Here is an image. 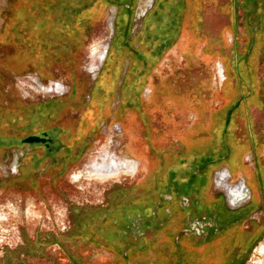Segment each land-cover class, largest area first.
I'll use <instances>...</instances> for the list:
<instances>
[{"label":"rangeland","instance_id":"obj_1","mask_svg":"<svg viewBox=\"0 0 264 264\" xmlns=\"http://www.w3.org/2000/svg\"><path fill=\"white\" fill-rule=\"evenodd\" d=\"M22 1L0 0V89L4 92L2 102L33 103L35 105L30 117L35 121H49V116L55 114V118L51 119L54 125L66 130L74 129L83 115L81 104L89 101L88 89H93L96 77L108 56L109 45L112 42V46H118L120 40L124 41L126 37L125 42L129 38L131 46V43L138 46L136 38L141 21L155 0L135 1L132 30L126 36L117 31L118 14L122 5L108 6L94 25L90 26L87 34L89 37L81 52L76 54L77 62L50 66L44 77L40 76L32 63L16 62L15 56L23 55L26 48L22 50L23 47L9 43L10 36L6 37L8 32L15 31L17 23L9 14ZM204 2L198 27L190 31L188 38L180 35L174 45L168 46L169 51L160 61L157 52L177 35L176 31L164 32L173 20L169 21L176 0H157L155 9L146 18V26L150 27L143 34L147 41L145 46L140 50L133 49V53L129 50L132 58L139 59L135 70L130 69L133 72L127 76H131L132 82L129 81L127 85H131L132 90L129 91L125 80L128 64L126 59L113 96L104 105L105 114L98 119L94 132L83 136V140L72 151L61 144L60 151L45 158L42 146L51 150L58 144L56 141L49 145V138L46 136L33 140L42 141V146L32 147L29 145L30 141L22 146H0V264H122L118 257L91 244L93 227L91 231L90 226L97 224L95 222L103 219L109 212H112L108 214L110 216L117 212L122 214L132 210V206L152 211L157 206L154 204L157 200L154 191L157 188L167 189L164 184L171 180L185 185L189 175L195 171L199 173L200 170H195L196 166L201 169V174L196 175L193 184L201 188L200 193L205 187L207 195L216 200L217 205H221L218 200L221 196L229 209L241 208L238 215L257 205L256 211L247 217L242 228L251 231L254 226L257 227L263 235L257 246L264 243V0ZM243 3L245 5L242 6ZM20 11L17 7L15 18ZM247 13L249 17H253V22L245 19ZM185 26L184 21L183 31L186 33ZM225 57L229 64H233L232 69L225 66ZM236 57L237 64H241L238 69L237 64L235 65ZM111 60V65L115 64L114 55ZM159 62L161 65L153 71L155 74L152 76L153 80L155 78L153 85L156 86V92H150L149 86L145 87L141 102L135 101V105H128L127 102L124 108L125 94L134 96L146 74ZM219 63L225 71L224 79L219 75ZM111 65L108 68L111 72L108 73L113 78L115 73ZM230 69L233 71L232 75L228 72ZM235 74L237 77H234ZM156 75L164 84L159 83ZM73 82L76 85L72 87ZM102 83L108 84L109 81L105 78ZM98 90L99 93L103 92L100 88ZM104 96L94 95L91 101L99 108ZM244 97H248V105L241 108ZM53 99L58 100L55 103L39 104ZM104 108H100L101 113ZM97 115L91 118L92 111L87 112L82 118L84 126L92 127L97 121ZM48 134L57 135L58 131H49ZM254 137L260 143L258 154L254 147ZM83 143L86 144L82 148ZM192 149L197 152L196 157ZM209 149L218 151L210 157L211 161L217 159L215 164H208V161L201 158ZM242 149H246L241 157L247 167L245 170V166L233 154L236 153L237 157ZM226 150L229 151L228 154ZM37 157L41 160H37ZM113 160L116 162L115 166L123 168L126 165L127 169L113 174L106 172ZM190 163L195 166L188 165ZM226 164L230 165L231 171L225 168ZM185 167L188 174L182 170ZM235 170L240 172L233 178L232 172ZM225 171L228 175H225ZM248 179L247 184L252 191L245 184ZM235 188L245 191L244 200L236 206L231 205L228 198L229 192ZM160 193L164 194L165 199H170L166 196L167 192ZM251 193L254 199L249 203ZM191 195L195 200L199 196ZM181 204H192L191 198L181 199ZM192 206L179 215L181 219L188 211L197 215ZM204 212H201V216ZM140 215L145 216L144 213ZM116 218L113 217L115 223H128L125 218ZM145 219L149 217L145 216ZM156 220L157 223H162L159 217ZM138 222L139 227L144 228L143 231L146 228H158L156 222L142 225L141 220H136L135 225ZM100 224L96 226L102 228ZM202 224L203 221L197 225ZM82 230L83 239L78 241L75 236L79 239ZM161 233V240L160 237L156 239L158 234L143 236L141 233V242L144 244L150 240L153 246L143 252L141 249L138 253L140 256L133 257L130 264H144L156 261L159 257L164 259L165 256L174 264L177 263V258H185L181 263L186 264L187 256L180 249L171 246L165 252V242L173 241L175 235H181L179 228L173 224L167 225L162 228ZM236 234L235 238H240L239 230ZM151 236L154 238L150 239ZM200 238L197 237L196 240ZM219 241L223 242L222 247L219 246L216 250L210 248L212 253H208V256H214L218 252L223 260H231L235 250L233 240L217 238L215 244L218 245ZM224 242L229 243L227 245ZM183 243L190 247L191 238L188 236ZM154 247L158 251L163 250V253H154ZM204 247L197 246L200 253ZM262 247L264 245L259 251ZM255 250L250 254L244 253L241 264H253L254 259L259 264H264V254L260 252L258 255ZM235 259L237 256L232 258ZM163 261L162 264H167ZM202 261L201 257L200 263ZM215 261H211V264H215Z\"/></svg>","mask_w":264,"mask_h":264},{"label":"trees","instance_id":"obj_2","mask_svg":"<svg viewBox=\"0 0 264 264\" xmlns=\"http://www.w3.org/2000/svg\"><path fill=\"white\" fill-rule=\"evenodd\" d=\"M135 1L136 0H23L20 5L17 4V7L21 10L18 17L15 18L17 7L9 14L13 16V21L17 23L15 31L13 30L12 33L8 32L6 37L10 36L9 43L19 46L20 48L23 47L22 50L26 48L23 55H16L14 59L16 62L26 61L27 63H32L38 69L42 77L46 76L45 73H47L50 66H60L69 62H77V52H81L80 50L85 45L89 37L87 34L90 32V26L94 25L96 20L102 16L104 9L108 6L122 5L119 12V14L121 12L122 14L119 20H122L124 24L125 36L129 34L133 24V7ZM245 3H243L242 6L245 5ZM252 18V16L249 17L248 13L245 16V19L249 22H253ZM11 58L13 57L11 56ZM239 66H241V64H239ZM20 71L22 72V70ZM74 84L76 85V82H73L72 87ZM102 87L98 85L97 89L94 87L93 89H88L87 94L89 95V101H83L81 104L83 115L79 119L77 126L74 129L68 130L52 123L51 119L55 118V114L49 116V121H35V119L30 117L31 109L35 105L33 103H26L24 101H17L16 103H12L11 101L2 102V97L4 96L2 93L4 92L0 89V124L3 123L0 125V129H2V131H0V146H22L26 144L27 141H30L29 145L32 147L42 146V141L33 140L34 138L42 139L46 136L49 138V145L57 141L58 146H56L52 152L49 150V147L43 145L44 147L42 146V148L45 150V158L60 151L61 144L65 145L67 150L72 151L75 145L83 140V136L89 132H94L98 124V119L105 114L103 112L101 113L102 110H100V108L103 109L104 105H107L110 101L113 96V89L107 86V84H103ZM99 88L105 92L99 93ZM94 95H105L103 101L99 103V108L96 106V103L93 104L91 101V97ZM56 100L58 99L41 101L39 104L47 102L55 103ZM72 101L74 102L75 99ZM139 102H141V100H139ZM40 109H43V107L40 106ZM90 110L92 111L91 118L96 116L97 111L100 112V114L97 115L96 123H94L92 127L88 125L84 126L85 121L82 119ZM37 128L39 129L37 130ZM53 130H57L58 134H48L49 131ZM85 144L83 143L82 148ZM215 152L218 151L209 149L201 158L204 159V161H208V164H215L217 159L213 161L210 160V157L215 154ZM228 152L229 151L226 150V154H228ZM192 153L196 157L197 152L193 151ZM224 158H226V155H224ZM36 159L41 160L40 157ZM195 177L196 176H194V178ZM194 178L192 181H194ZM195 189L199 191L201 188L195 186ZM224 206L223 211L237 210H230L225 203ZM256 209L257 206L250 211L245 210L243 216L249 217ZM237 216L239 215L237 214ZM101 220L102 219L95 223L99 224Z\"/></svg>","mask_w":264,"mask_h":264},{"label":"flooded vegetation","instance_id":"obj_3","mask_svg":"<svg viewBox=\"0 0 264 264\" xmlns=\"http://www.w3.org/2000/svg\"><path fill=\"white\" fill-rule=\"evenodd\" d=\"M145 7H146V5H145ZM224 59L227 62V64L225 66L231 67V69H232L233 64H229L227 57H225ZM237 59H238V57H236L235 65L237 64ZM157 66H158V64L155 65V67L146 74V76H145L146 78L144 79V82H142L141 85H139V89L137 90V92H135L134 96L130 95V93L128 92L129 93L128 99L124 101L123 106L125 105V103L127 104V102H129L128 105H130V103L135 105V101L141 100L142 97L144 96L143 90L145 87L149 86L148 89L150 90V92L154 91V85H153L154 80H153L152 76H153V74H155L154 73L155 71L153 72V70ZM219 67L221 68V73L220 74L218 73V74L220 75L221 79H224L225 71L223 70V66L220 64ZM238 67H239V65L237 64L236 68H238ZM231 69L228 70V72L230 74L233 72ZM156 76H158V75H156ZM234 77H237V74H235ZM97 79H98V77H96V81H97ZM225 82H226V80H225ZM115 89H116V86H115L113 92L115 91ZM131 90L132 89L130 86L129 91H131ZM253 90L254 89L252 88V91ZM241 92L242 93L244 92L242 85H241ZM250 94H251V92H250ZM119 95H120V90H119ZM134 98H136V99L134 100ZM242 101H243L244 105L241 108H246L248 105V101H249L248 97H244L242 99ZM126 106L127 105H125L124 108ZM243 111H246V110H243ZM39 115L41 116V114H39ZM254 139H255V141H253L254 147L256 148L257 154H258V151L260 149V143L258 144V140L256 139V137H254ZM56 146H58V144L54 145L51 148L52 152ZM248 147L254 148L253 146H247V148ZM246 149H242L239 152V155H237V157H236V153H233L235 156V159L238 161L240 160L241 164H243V162L241 161V157H242L243 153L246 152L245 151ZM115 163L116 162L113 160L111 162V167L107 168L106 172H108V173L110 172L113 174L115 172L118 173L117 171L120 172L122 169H123L122 171L127 169L126 165H123V168L122 167L120 168V167L115 166ZM188 165L195 166L192 163H190ZM234 166H236V164H234ZM186 168L187 167H185L182 170L185 171L186 174H188ZM225 168H227L231 171L229 164H226ZM246 168L247 167L245 166L244 170ZM196 169L200 170V171H198L199 172L198 174L200 175L201 169L198 166L195 167V170ZM214 169H216V168H214ZM182 170H179V171H182ZM213 170H211L210 175H211ZM176 172L180 173L178 171H176ZM239 172H240L239 170H235V172H232L233 178L236 176V173H239ZM192 174H193L192 176L189 175V177H188L189 180L188 181L186 180L185 185L176 184L175 181L171 180L168 183L166 182L167 184H164V186L167 189L163 188L164 190H160V188H159V190H158V188H157L154 191V194H155L156 199H157L154 204L155 205L157 204V206L152 211L148 210V208H143V207L139 208V207H133L132 206L131 207L132 210H127L126 212H124L122 214L118 213V212L114 213L115 215H112V216L108 215L109 213L112 214V212H109L108 214H106L107 217L105 216L101 220L100 225H102L101 226L102 228H98L99 226L98 227L96 226L99 224H93V226H90L91 231H92V227H93V232H92L91 239H90L91 244L94 247L101 249L103 252H105L107 254H110V255L112 254L114 257H118V259H120L122 264H130V261H131V259H133V257L140 256V254H138V253H140L141 249L143 252L144 250H149L146 248L153 246V243L149 242L150 240L145 242L144 244H143V242H141L142 237L144 235H152V234L157 235L158 234V237H156V239H158L160 237V240H161L162 228L166 227L167 225L173 224L179 228V232L181 235H179V236L175 235V237L173 236L174 237L173 241H169V242L166 241L165 242V245H166L165 252L167 250H170L172 247H176L178 250L180 249L182 251V253H184L185 256H187L186 264H211L212 263L211 261H213V260H216L215 264L222 263V262H225V264H241L244 253L248 252L250 254L255 249H256L255 250L256 254L259 255L261 252V254L263 255L264 254V247H262L260 251H259V248L261 246H263L264 243H261L260 245L257 246V242H259L260 238L263 236L262 234H260V231H258V228L257 227L255 228V226H254V229H252L251 231H248V230L242 228L243 223L253 213L247 218V217H244L243 214L237 216V212L241 208H238L236 211H227V210L223 211V208L225 207L223 198L220 196V198L218 199L220 201V204H221L219 206L215 202L216 200H212L213 198L207 195L208 190L205 187L203 188L204 194H203V192L200 193L199 191H197L195 189V185L193 184L192 179L194 178V176H196L198 174L196 173V171L193 172ZM225 174L228 175V172L225 171ZM241 179H243V178H241ZM250 179L246 180L245 184L250 189V191H252L250 186H248V184H247V181H249ZM209 183H210V179H209ZM160 192H167L168 194L166 196L167 197L169 196L170 199L169 200L165 199L164 194H162ZM191 194H198L199 196L197 197V200H195V198H193ZM251 196L252 197L250 198L249 203H252L253 202L252 199H254L252 193H251ZM187 197H188V199L191 198L192 204H190L188 206L182 205L181 199H184ZM163 205H165V206H163ZM191 205H193L192 207H193V209L196 210L198 216L194 215L195 212H192L190 214V211H188V212H185V216L181 219V216H179V215L184 213V210L191 209ZM206 210H208V211H206ZM203 211H205V212L201 216V212H203ZM140 213H144L145 216L149 217V219L146 220L145 216L140 215ZM113 217H115V218L117 217L116 218L117 220L119 218H125L126 220H128V223L127 224H122L119 222L115 223V220L113 219ZM156 217H159V219L162 221V223H157ZM136 220H141L142 225H143V223L144 224L145 223L151 224V223L156 222L158 228L155 229V228H146L145 227L147 230L143 231L144 228L139 227L140 222H138L139 223L138 225H135ZM202 221L204 224H202L200 226L197 225V224H199V222H202ZM177 223H179V225ZM195 223H197V224H195ZM238 230H239V232H241V236H240V238L236 239L235 238L237 235L236 232ZM232 232H233V234H232ZM141 233L143 234V236L141 235ZM83 236H84V230L81 231V233L79 235V239L77 236H75V239H77L79 241V240L83 239L82 238ZM92 236L95 238H93ZM188 236L191 238L190 247L185 246L183 243V241H186ZM197 237H201V238L199 240H196ZM223 237L225 239H221ZM153 238L154 237H152V236L150 237V239H153ZM217 238H218V240H233V245H234L235 250L232 252L231 260H229V261L223 260L222 256L218 252L214 256H208V253H210V254L212 253L209 251L210 248L216 250V248L219 249V246L222 247L223 242H221V241H219L218 245L215 244V240ZM224 243H227V245H228L229 242H224ZM203 245L205 247L202 250V253H200L197 246H203ZM153 251H154V253H156V252H158V253L160 252V254L163 253V250L158 251L156 249V247H154ZM240 251H242V254ZM235 256H237V259L232 260V258H234ZM201 257L203 258V261L200 263ZM166 259L168 262L166 261ZM183 259H185V258H177L176 264H178V263L182 264L181 262ZM254 260H253V262H254L253 264H259L258 261H254ZM162 261H163V263L174 264L173 261L169 260L168 257L166 258V256L164 259L159 257L158 259H156V261L152 260L151 262H145L144 264H148V263L149 264H162ZM140 262L143 263V261H140ZM80 264H84V263L81 262Z\"/></svg>","mask_w":264,"mask_h":264},{"label":"crops","instance_id":"obj_4","mask_svg":"<svg viewBox=\"0 0 264 264\" xmlns=\"http://www.w3.org/2000/svg\"><path fill=\"white\" fill-rule=\"evenodd\" d=\"M156 3H157V0L154 1V5L152 6V8L148 12H146V14L143 16V19L141 21L140 30H139V33H138L137 38H136L138 46L134 45L133 43H131L132 44V46H131L130 45L131 41L129 40V38L125 42L126 37H125L124 41H123V39L120 40V43L118 44V46H112V42L109 45L108 54H107L108 56L104 60V63H103L102 68H101V72L98 75V79H97L99 81V83H100L99 85H101V87L103 85L102 80L106 78L109 81L107 86H110L114 90V87L118 85L117 82L119 79V73H120V70L123 69V64H124L126 59H128L127 68L125 70L126 71V73H125L126 85L128 84L129 81L131 82V76L130 77H127V76L131 75V73L133 72V71H130V69L133 68L135 70V68L137 67V63H138L137 60H139V59L138 58H132L130 56V52L133 53L132 52L133 49L134 50H136V49L140 50L143 48L142 46H145V43L147 41H146V38L144 37L143 34L150 27V25L146 26V18L148 16V14L155 9ZM204 3H205L204 0H176V3L173 6L176 8V11L173 12L169 21H171L172 19L173 20L171 21L170 27L165 29L164 32L169 33L170 31H172V32L176 31L177 35H175L173 37L174 38L173 41H171L168 44H165L163 46V49H166V50L159 49V51L157 52V54L159 53V55H160V61H161L162 56L165 55L169 51L168 46L174 45L176 43V41L179 39L180 35H182V36L185 35L186 38H188V36H190V34H191L190 31L191 30L193 31V29L196 26L198 27V23H200L201 19H202L201 12H202V8L204 7ZM127 7H128V5H127ZM178 13H179V16H177ZM121 14H122V12L120 14H118L119 16H118L117 22L119 24L118 25L119 28L117 27V31H119L120 34L125 35V31H124L125 29L123 28L124 24H123L122 20H119ZM176 16H177V19H176ZM174 19L176 20L175 26H174ZM184 21L186 23L185 27L187 28L186 33H185V30L183 31ZM131 30H132V28L130 29V31ZM168 37L169 36H166V38H168ZM147 40H148V38H147ZM112 41H113V39H112ZM148 42H149V40H148ZM158 45H159V43H158ZM129 50H131V51L129 52ZM113 55L115 56L116 61H115V64L111 65V61H112L111 58ZM146 58H147V55H146ZM110 65L112 66V69L115 73L113 78H112L111 74L108 73V72H111V70L108 69L110 67ZM160 65H161V63L159 62L158 66H160ZM156 68L153 71H155ZM102 73H104V74L102 75ZM99 76H100V78H99ZM157 78H158V81L160 84H164V83H162V81H160L158 76H157ZM154 81H155V78H154ZM111 83H112V85H111ZM171 85L174 86V84H171ZM120 86H122V84ZM127 86L129 87V85H127ZM95 87H96V85L94 84V88ZM154 91L156 92V86H154ZM127 99H128V94H125L124 101ZM105 109H106V106L103 110V113H105ZM99 114H100V112H99Z\"/></svg>","mask_w":264,"mask_h":264},{"label":"bare ground","instance_id":"obj_5","mask_svg":"<svg viewBox=\"0 0 264 264\" xmlns=\"http://www.w3.org/2000/svg\"><path fill=\"white\" fill-rule=\"evenodd\" d=\"M178 2V1H177ZM174 11H176V8L175 7H173V12ZM177 16H179V13H178V15ZM177 16H176V19H177ZM175 23H176V20L174 19V26H175ZM102 56V55H101ZM132 82V81H131ZM100 83H99V81L97 80L96 82H95V85L96 86H98ZM61 85V84H60ZM129 87H130V85H129ZM96 88V87H95ZM52 89V88H51ZM63 89V88H62ZM104 98H105V96H104ZM103 98V99H104ZM224 173V172H223ZM226 175V174H225ZM221 176V175H220ZM218 177V176H217ZM216 177V178H217ZM218 179V178H217ZM229 191V190H228ZM228 198H229V202L231 203V205H234V206H236L238 203H241L243 200H244V198H245V191L244 190H241V189H234V190H231L230 192H229V196H228ZM248 198V197H247ZM246 201V200H245Z\"/></svg>","mask_w":264,"mask_h":264}]
</instances>
